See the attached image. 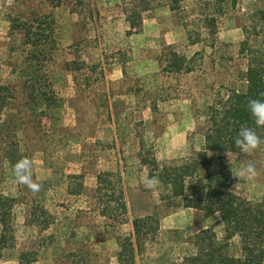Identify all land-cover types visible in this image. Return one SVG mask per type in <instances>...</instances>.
Here are the masks:
<instances>
[{"label":"rangeland","instance_id":"obj_1","mask_svg":"<svg viewBox=\"0 0 264 264\" xmlns=\"http://www.w3.org/2000/svg\"><path fill=\"white\" fill-rule=\"evenodd\" d=\"M263 8L264 0H187L174 11L168 0H0V84L13 91L0 121V192L13 201V238L0 264H19L23 254L27 264H119V237L143 217L158 230L136 248L135 264H184L203 229L222 239L217 215L146 188L150 160L180 170L199 159L197 124L216 93L241 88L243 54L262 46L249 26ZM39 15L53 20L54 46L38 86L49 85L41 89L55 106L29 100L23 37L12 26ZM172 52L184 59L181 72H171ZM12 151L40 191L16 178ZM250 161L257 175L240 181ZM224 169L235 193L261 200L264 149L206 168Z\"/></svg>","mask_w":264,"mask_h":264},{"label":"trees","instance_id":"obj_2","mask_svg":"<svg viewBox=\"0 0 264 264\" xmlns=\"http://www.w3.org/2000/svg\"><path fill=\"white\" fill-rule=\"evenodd\" d=\"M48 1L56 6L62 4V0ZM185 1L187 0H168V3L174 11ZM128 20L130 27L134 28L136 23L132 19L130 21V18ZM138 20L140 25V17ZM12 26L23 37L25 58L29 65L27 69H30L26 87L29 100L40 99L46 106H55L57 102L54 97L47 94L49 91L46 93L41 89L42 86L46 88L47 83L38 86L39 73L44 71L51 60L54 46L53 20L48 15H39L27 21H13ZM249 29L250 36L261 38L259 43L262 46L255 47L254 44L247 50L249 40L240 44L241 53L244 49L247 50L243 54L245 69L237 76L242 84L241 88L216 93L206 107L202 121L197 124L203 138L199 159L180 170L162 167L154 157L150 160L149 177H159L161 200L175 201L174 206L199 210L206 218L217 215L223 226L222 239H218L210 229L197 232L192 238L191 250L183 257L184 264H264V192L261 200L249 201L232 189L229 170L224 169L216 174L206 170L213 161L241 151L234 143L237 133L243 126L255 128L247 108L248 101L264 100V8L256 11V22ZM170 54L171 72H181L185 68L184 59L176 53ZM12 99L13 91L10 86L0 84V121L2 108ZM257 131L264 137V129ZM12 152L7 160L10 165L17 166L20 159L15 151ZM98 178L100 179V175ZM121 206L125 208L123 202ZM12 210V199L0 192V256L13 238ZM131 226V236L118 239L119 264H135L136 248L158 230L157 223L151 217L136 218ZM234 240L235 250L232 243ZM29 262L32 260H27L25 254L19 258V264Z\"/></svg>","mask_w":264,"mask_h":264},{"label":"clouds","instance_id":"obj_3","mask_svg":"<svg viewBox=\"0 0 264 264\" xmlns=\"http://www.w3.org/2000/svg\"><path fill=\"white\" fill-rule=\"evenodd\" d=\"M248 111L254 122V127L243 126L237 133L234 139L236 147L244 153H252L261 147H264V137L258 134L257 129H264V100L249 99L247 104ZM30 165L28 161H22L16 166V178L25 184L32 192L40 191V186L31 180L28 171ZM257 175L256 166L253 162H248L243 169H241L239 180H249ZM161 181L158 176H153L148 179L146 188L152 191L160 189Z\"/></svg>","mask_w":264,"mask_h":264}]
</instances>
